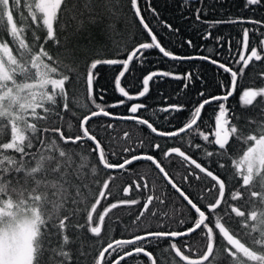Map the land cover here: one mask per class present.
Segmentation results:
<instances>
[{"label":"snow or ice","instance_id":"snow-or-ice-1","mask_svg":"<svg viewBox=\"0 0 264 264\" xmlns=\"http://www.w3.org/2000/svg\"><path fill=\"white\" fill-rule=\"evenodd\" d=\"M144 3L147 7L143 11L155 17L154 24L179 34V28L160 19L152 0ZM106 4L107 0H0V264H85L90 254L82 251L85 245L77 240L76 234L86 232L99 239L112 210L133 206L139 207V212L130 227H125V231L133 232L131 238L101 243L91 257V264H121L126 258L141 254L150 259V264H158L146 245L159 241H168L167 249L176 258L174 264H264V120H249L247 127H238V122H233L237 117L227 103L237 91L238 78L244 76L249 65L264 63V31H261L264 20L244 17L203 20L201 13L207 9L196 8L195 22L207 25L202 39L215 40L220 49L224 47V37L213 36V28L224 23L254 26L241 28L242 36L236 41L235 51L232 40L228 39L230 60H223L213 58L222 57L213 47L206 48L208 54L178 55L162 46L142 14L141 0H128V4L150 42L122 45L119 41L124 39V33L117 25L123 18L108 12ZM246 4L264 5V0H246ZM70 14L77 23L69 33V26L61 27V24ZM253 32L258 34L259 42L250 46ZM95 33L105 39L95 42ZM81 36L90 42L87 50L78 46ZM185 43L196 48L191 39ZM153 49L174 65L207 62L230 79L227 84L218 85L222 94L207 98L203 90L205 81L195 66L184 72L172 68L149 70L141 78L129 81L132 67L138 64L143 68L148 59L145 53ZM108 56L115 58H105ZM102 66L112 68L113 90L122 97L110 105L104 102L105 90L98 88V69ZM259 78L264 81V71L259 73ZM165 79L182 82L176 97L181 93L187 96L188 89L197 81L201 85L196 93L200 99L189 97L169 102L170 98L160 93L164 103L151 110L153 116L157 112L167 114L165 120L171 124L169 117L175 119L177 114L187 113L182 126L173 130L158 128L140 114L142 110L148 111L149 106L134 102L148 97L153 87ZM81 84L85 92L83 100L74 91ZM133 88L136 91H131ZM240 100L242 106L264 107V86L244 88ZM213 102L216 103L214 126L203 131L202 114L205 106ZM70 105H79L82 114L77 115ZM120 106L127 107V115L109 110ZM62 113H69L78 121L79 134H71V122L67 123V134L56 123L64 121ZM98 117L131 121L167 140H186L188 150L181 146L165 150L158 142L145 145L139 140L127 143L117 152L112 148L113 138L106 136L114 124L102 123L98 129L90 125ZM41 122H51L53 126L42 127ZM123 136L131 141L129 132L125 131ZM196 137L200 142H195ZM85 142H91L89 151L96 155L98 165L91 168V183L96 186V192L90 205L87 204L90 186L86 182L89 177L83 163L88 157L82 151L68 148L71 145L82 149ZM234 143L238 153L235 158L229 152ZM197 153L207 158L205 163L200 162ZM172 157H179L182 166L190 169L181 180H176L162 163H171ZM140 161L154 166L163 184L189 209L184 219L175 221L178 228L170 223L174 212L157 210L158 206L167 208L176 202L155 179L149 182L151 169L129 173L140 178L122 188L128 197L123 199H115L110 187L115 184L116 176L100 178V170L125 173ZM222 161L232 166V179ZM213 163L224 173L213 170ZM190 176L197 181L210 179L211 186L193 193L185 187H191ZM133 189L139 194L137 198H131ZM102 201L107 202L106 207H102ZM81 215L83 222L78 220ZM149 218L159 221L167 218L169 223H160V229L164 230H152L146 226ZM193 235L199 237L195 259L192 246L176 243ZM126 246H131V250L125 251ZM113 253L117 255L114 257Z\"/></svg>","mask_w":264,"mask_h":264},{"label":"trees","instance_id":"trees-1","mask_svg":"<svg viewBox=\"0 0 264 264\" xmlns=\"http://www.w3.org/2000/svg\"><path fill=\"white\" fill-rule=\"evenodd\" d=\"M142 5V14L145 15V19L149 22L150 26L153 27L154 32L157 34L158 39L160 40L162 46H165L167 49L172 50L174 53L178 55H190V54H208L206 51L207 47H213L214 51L219 50L222 53V57H215L213 58H220L223 60H230L228 55V39L232 40L233 44V51L236 48V41L239 40L242 36V27L253 28L254 26L251 24L245 25H233L231 23H224L216 26L212 29L213 36H222L224 37V47L220 49L216 44L215 40L209 39L204 40L202 36L205 34V29L207 25L199 24L195 22V10L196 8H205L207 11L201 13V18L203 20H228V19H235L238 17L244 18H254L264 20V5H257V6H248L246 4V0H152V7L156 9V11L160 14V19L165 20L168 23L173 25V28H179V34H173L169 32L166 28H162L153 23L155 17L152 16L150 12H144L143 9L147 7L144 3V0H141ZM106 8L108 12L113 14L115 17H122V23L118 24L117 27L124 33V39L120 40L119 42L127 45L139 43V42H150V38L147 36L146 32L142 29L139 21L134 15L131 13L130 6L128 4V0H107ZM254 9V10H253ZM81 20H85V18H79ZM86 22V20H85ZM77 20L73 19L71 14L64 18V23L61 24V27H64L67 24L68 32L70 33L72 29L76 26ZM261 31H264V28H261ZM64 33H61L63 36ZM105 38L100 35L99 33H95V42H99L104 40ZM191 39L193 44L196 45V48H189L185 43L186 40ZM259 36L257 33L253 32L250 34V46L258 44ZM94 43V42H93ZM90 42L86 36H81L78 38V46L84 50H87ZM182 45V46H181ZM201 45H205L204 48H201ZM148 57L145 66L142 68L140 65L135 64L132 67V74L128 75L127 79L133 80L135 77L139 79L142 75L146 74L149 70H156V69H163L168 70L169 68L174 69L178 72H184L186 70L193 69L195 66V70L199 71L200 76L205 81V86L203 90L205 91V97L207 98L209 95H220L222 94V90L218 86L221 82L227 84L230 77L227 74H224L217 70V68L207 62L204 61H193L184 63L183 65H174L173 62L168 61L167 58L162 57V55L158 52V50H149L145 53ZM105 58H115L112 56H108ZM123 58V57H120ZM81 73L83 72V66L80 68ZM100 73V79L98 80V88L104 89V102L107 104L115 103L118 99L122 97L118 94V92L113 90V85L111 82V77L114 75L112 68L107 66L99 67L98 69ZM264 71V63L262 62H254L253 64L249 65L248 69H246L245 74L242 78H238V88L236 93L229 98L228 106L233 111L235 116L237 117L234 123L238 122V127L244 128L248 125L246 121L253 120L256 122H260L264 120V107L261 105L256 106H242V102L240 100V95L244 88L249 86H264V81L259 78V73ZM126 82V81H125ZM182 82L176 81L172 79H165L160 82L158 85L153 87L152 92L148 97L141 98L138 101L139 103H145L149 106L148 111H141V115L145 118H149L150 122H153L158 128L161 130H173L174 128H178L182 126L184 118L186 116L185 113L177 114L175 119L169 117L168 119L171 120V124L167 120H165V116L167 114H163L157 112L155 116L152 114V109L158 108L163 105L164 101L160 97V93H163L164 96L169 97V102H176L177 99H188L189 97L194 99H200L196 96V93L201 90V85L199 81L196 82L194 87L188 89L187 96H184L181 93V96L176 97L175 94L177 91L181 89ZM76 92L77 97L80 99L85 98V92L83 85H77L74 89ZM131 91H136L135 88L131 89ZM98 102H100L98 100ZM72 107V111L76 112L77 115H81L82 111L79 110V105ZM119 115H127V107L120 106L115 109H109ZM83 111H86L84 109ZM65 117L64 121H56L57 124L62 126L66 134L68 133L67 123L71 122L73 124V129L71 130V134H79L78 128V121L75 120L69 113H62ZM216 114V103L213 102L212 105H206L205 110L202 114V118L205 121L204 124L201 125V129L203 131H208L210 127L214 126V115ZM114 124V128L110 131V133L106 134V136H111L113 139L111 140L113 150L117 152L125 146L127 143L135 142L138 143L139 140H143L145 145H147L150 141L158 142L162 145V147L166 150L168 147L172 146H181L183 149H187L186 140H167L165 138H161L149 132L146 127L138 126L131 121H111L105 117H98L94 118L93 121H90V125L95 126L97 129L100 124ZM41 126L51 127L53 126L51 122L45 123L41 122ZM127 131L130 133L131 141H126L124 139L123 133ZM100 138V137H98ZM51 139V137H49ZM195 142H200L198 137L194 138ZM70 150L74 151H82L84 156L88 157L85 159L83 163L86 165L85 173L88 175L89 179L86 181L89 183L90 192L87 193L88 199L87 204L90 205L92 202L91 196L96 192V186L91 183L92 180V167H98L96 155L91 153L89 149L91 148V142H85L83 148H79L76 146H68ZM106 146V151H107ZM151 151L150 149H145ZM211 150V149H210ZM190 151V150H189ZM229 152L232 154L233 158H235L238 153L236 152V145L234 143L233 148L229 149ZM139 153V150L137 151ZM200 157V162L205 163L207 158L203 157L201 153L196 154ZM110 159H115L111 158ZM171 163L169 161H162V163L166 166V170L170 172L171 175H174L176 180H181L184 175L190 169L185 168L182 166L179 157H172ZM226 164L227 172L229 175V179H232L231 173L233 168L231 165L228 164V161H222ZM148 165V166H147ZM135 172L137 170L142 172H147L149 169L151 171L148 173L149 182L152 183L155 179V182L159 185L161 189L166 191L170 194L172 200L176 203L175 205H169L167 208L164 206H158V211L161 213L163 211H170L174 212L173 220L170 222L173 228H178L175 221L178 219H184L186 215L189 213V209L184 205L175 194L172 192V189L169 186L163 184L162 178L159 177L158 173L156 172L154 166H152L149 162H136L132 165ZM211 168L217 171L218 174H223L225 170L217 169L216 164L213 163ZM130 169L128 172L119 173L114 172L111 170H100V178L106 179L109 175H114L117 177L115 184L110 185L112 187L113 193H117L118 190L124 183H127L128 180L131 178ZM136 175V174H135ZM138 176V175H137ZM130 181V180H129ZM131 182V181H130ZM189 185H185L191 192L198 194L201 189L210 187L211 181L210 179H202L201 181L194 180L191 176L189 177ZM238 183V180L236 181ZM116 195V194H115ZM116 199V197H115ZM122 199V197H121ZM111 202H115L110 198ZM107 202L102 201V207H106ZM102 210L98 209V211ZM139 207L133 206L132 208L127 207H120L117 209L112 210L109 213V216L106 217L105 228L102 232L101 238L96 239L90 236L86 232H79L76 234L77 240L85 245L82 251L89 253L88 260L85 261V264H91V257L95 255L96 250L98 249L101 243H106L110 240L115 239H128L131 238L133 235L132 231H125V227L131 225L132 220L134 219L135 215L138 214ZM190 218V217H189ZM79 222H83V216L81 215L78 217ZM169 223L167 218H164L162 221L153 220L149 218L146 221V226L152 228V230H164L160 229V223ZM188 226V225H186ZM182 230V229H178ZM139 234V233H137ZM83 238L82 240L80 238ZM178 246L182 244H187L188 246H192V253L195 251V257H197V247L196 245L199 243V237L197 235H193L190 238H186L185 240H177L176 241ZM168 241H159L152 245H146L147 250L153 252V255L157 257L158 264H174L176 258L172 254V252L167 249ZM125 251L131 250V246H126ZM182 250H184L182 248ZM187 255L188 252L185 251ZM107 255V254H106ZM117 254L113 253L115 257ZM121 264H150V259L145 255L141 254L139 256H133L131 258H126Z\"/></svg>","mask_w":264,"mask_h":264},{"label":"flooded vegetation","instance_id":"flooded-vegetation-1","mask_svg":"<svg viewBox=\"0 0 264 264\" xmlns=\"http://www.w3.org/2000/svg\"><path fill=\"white\" fill-rule=\"evenodd\" d=\"M136 154H139V153H136ZM130 168H132V169H130V172H132L131 170H134V167L133 166H130ZM140 177L139 176H137V175H135V174H133V175H131V178L128 180V182L127 183H124L122 186H121V188L118 190V192L117 193H115L116 195H115V197H116V199H121V197H122V199L123 198H128V197H125L124 196V194L122 193V188L123 187H125V186H127V184H129V183H132L133 181H135V180H138ZM139 196V194L138 193H136V191H135V189H133V192H132V194H131V198H137ZM196 255H195V251L192 253V258H197V257H195Z\"/></svg>","mask_w":264,"mask_h":264},{"label":"bare ground","instance_id":"bare-ground-1","mask_svg":"<svg viewBox=\"0 0 264 264\" xmlns=\"http://www.w3.org/2000/svg\"><path fill=\"white\" fill-rule=\"evenodd\" d=\"M143 162H147V161H143ZM148 166V165H147Z\"/></svg>","mask_w":264,"mask_h":264}]
</instances>
